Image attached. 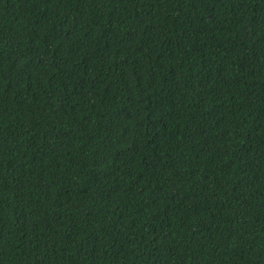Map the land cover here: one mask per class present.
Returning <instances> with one entry per match:
<instances>
[{
  "label": "trees",
  "instance_id": "trees-1",
  "mask_svg": "<svg viewBox=\"0 0 264 264\" xmlns=\"http://www.w3.org/2000/svg\"><path fill=\"white\" fill-rule=\"evenodd\" d=\"M0 264H264V0H0Z\"/></svg>",
  "mask_w": 264,
  "mask_h": 264
}]
</instances>
